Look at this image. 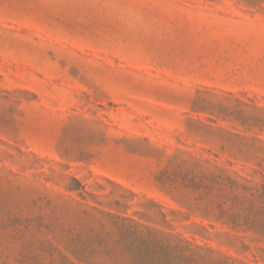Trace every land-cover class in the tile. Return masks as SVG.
<instances>
[{
  "label": "rangeland",
  "instance_id": "374dc122",
  "mask_svg": "<svg viewBox=\"0 0 264 264\" xmlns=\"http://www.w3.org/2000/svg\"><path fill=\"white\" fill-rule=\"evenodd\" d=\"M161 235L264 264V0H0V264Z\"/></svg>",
  "mask_w": 264,
  "mask_h": 264
},
{
  "label": "trees",
  "instance_id": "16d2710c",
  "mask_svg": "<svg viewBox=\"0 0 264 264\" xmlns=\"http://www.w3.org/2000/svg\"><path fill=\"white\" fill-rule=\"evenodd\" d=\"M142 243L150 253L142 258L139 264H176L175 260L180 259L185 252H188L191 246L188 241L172 235L153 237L148 241L143 240ZM171 254H178V256L171 259L169 257ZM224 259L225 262L231 260L230 258ZM188 261H190L189 264L193 263L190 256Z\"/></svg>",
  "mask_w": 264,
  "mask_h": 264
}]
</instances>
